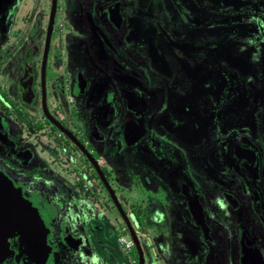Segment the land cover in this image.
Wrapping results in <instances>:
<instances>
[{"label":"flooded vegetation","instance_id":"1","mask_svg":"<svg viewBox=\"0 0 264 264\" xmlns=\"http://www.w3.org/2000/svg\"><path fill=\"white\" fill-rule=\"evenodd\" d=\"M82 149L111 189L109 162L163 178L184 264H264V0H0V175L16 191L39 160L47 177L87 165ZM30 187L17 194L35 233L15 232L0 264H118L120 224L145 236L147 208L123 195L126 219L105 231L113 207L81 220L92 206L76 194L74 227L52 231Z\"/></svg>","mask_w":264,"mask_h":264},{"label":"rangeland","instance_id":"2","mask_svg":"<svg viewBox=\"0 0 264 264\" xmlns=\"http://www.w3.org/2000/svg\"><path fill=\"white\" fill-rule=\"evenodd\" d=\"M31 147L34 148L33 146H31ZM51 147H53V146L47 145V148H51ZM34 149L36 150L35 152L37 154L38 148H34ZM103 159H105V158H103ZM96 161L98 164H100L102 162L100 157L96 158ZM39 162H35V165H33L32 167L29 168L30 173L33 172L32 174H30L29 178H26V174H25L26 172H24V171L21 172V171L17 170L18 171L16 173L17 175L14 176L15 178L13 179L12 182H13L14 187H17L16 188L17 193L19 192L21 195L23 193H27L28 196H31V193H33L34 189H30L31 188L30 186H34V185L40 186L39 190L37 189L38 193H37V195H35V198H36L37 202L40 201V204L43 205L44 208L42 207V210H44V209L47 210V208L45 206H48L49 208H53V211L47 210L48 211L47 213L50 214V217H51L50 218L51 219L50 227L52 228V231H55V227L54 226L52 227V225H56V227L59 230L62 226H67V224H69L70 227H74V226H71V224L69 223L70 220L65 219V217H66L65 215H70V214L73 215L74 213H77V210L75 209V207L73 205V203L75 201V198H74L75 194L77 197V201H75V202L81 203L83 208H86L84 206V203L90 204V208L92 206L93 215H92V212L90 214L88 212V209H87V215L86 216L84 215V218H81V220H85L86 218H90L89 220H95L98 218L100 219V217H102L101 216L102 212L100 210H98L97 208H95V207H98L97 204H100V203H103L105 205H106V203H108L110 206L113 207L112 211L106 215V218H105L106 227H105L104 231L107 228H109L110 225H112V224L116 225V221L119 218L123 219L118 208L114 204V201H113L112 197L110 196L107 188L105 187L104 183L102 182L100 175L98 174L97 171H95V172L91 171V163L90 162H88V164L86 165L84 163V159L79 158V160L76 162L77 168L75 169L72 164L65 163L61 160L59 166L63 165L65 167L61 166V171L58 172L59 175L55 176L56 173H54L53 177H47V173H46L47 170L51 171L52 169L47 168V170L44 173L38 172V169H36L35 167L36 166H42L41 165L42 161L39 160ZM103 162L107 165L108 159L103 160ZM45 164H49V163H47V161H45ZM101 166H103V165H101ZM109 166H110V169H112V168L115 169V170L112 169L113 172L115 171L113 176L115 175L117 177L116 180L120 184L124 185V187L123 188L117 187L116 183L112 182V181H111V184H113L114 186L117 187L118 192L124 191L126 193H130L131 195H128V196L132 197V194L135 190V189H133V187H135V185H136L135 183L132 182V179L140 177V175L142 174V171L146 173V170H145L146 166L141 165L139 163L136 164V161L133 160V158L130 160H128V159L124 160L122 163L121 162L119 163L116 161L109 162ZM140 166H142L143 169H141ZM0 167L3 170L2 171L3 173L5 170L7 171V169H8V168H6V164H2V166H0ZM74 172H76V176H75ZM90 172H92L93 174H91L89 178L87 177L88 179L85 178L87 173L89 174ZM123 175H126L128 177V179H124ZM105 177H106V175H105ZM90 179H92V180H90ZM26 180H28V181L26 182ZM68 184H70V185H68ZM128 187H130V188H128ZM87 194H89V195H87ZM146 198L149 199L150 196L147 195ZM132 200L133 199H131V201ZM135 200H136L137 204H133V206L136 207V211L139 209L140 213H143L142 207H146V203L143 201L139 202L138 198H136ZM34 202H35V200H34ZM87 202H89V203H87ZM39 212H40V209H39ZM83 213L85 214V212H83ZM113 215H114L115 220L111 221L109 216H113ZM145 215H147V209L145 210ZM145 215H143L142 217L140 216V217L144 218ZM71 219H73V218H71ZM138 222L139 223L137 225H140V227H136V229H134V230L136 232H139V235H141V233L144 234V231H147L149 229V227L148 226L145 227L143 225L144 224L143 220H140ZM177 222H178V220H177ZM120 225H121L119 227L120 229L123 227L128 229L127 222L124 221ZM175 225H177V224H175ZM119 234L124 235V236L126 235L128 238H132L128 231L127 232L120 231ZM55 235H56V233H55ZM132 240H131V242H132ZM139 240L142 243H143V241H145L144 238H139ZM116 243L119 245L121 250L127 251L129 254V251L125 248L124 245L120 244L119 241H116ZM175 244H176V242H175ZM93 247L96 248L97 245L94 244ZM119 247H117V248L119 249ZM133 248H134L133 254H135L134 255L135 260H136L137 264H140L141 258H140L139 252L137 251V247L134 246ZM148 249L150 252L151 260L155 261L157 259L155 257H159V255L157 253H155V251H154V250H157L156 246L154 244H152L151 246L149 245ZM113 253L115 254V251H113Z\"/></svg>","mask_w":264,"mask_h":264},{"label":"crops","instance_id":"3","mask_svg":"<svg viewBox=\"0 0 264 264\" xmlns=\"http://www.w3.org/2000/svg\"><path fill=\"white\" fill-rule=\"evenodd\" d=\"M140 168L143 169V167L141 166ZM123 177L124 179H128L126 175H123ZM116 178L117 177L115 175L112 176L111 181L115 182L117 187L123 188L124 185L120 184L116 180ZM132 182L136 184L135 187H133V189L135 190L131 197V199H133L132 203L137 204L135 199L138 198L139 202L143 201L146 203V207H142V208L143 209L147 208V215H145L144 217L145 223L143 225L145 227L148 226L149 229L147 231H144L143 235L145 236L143 237L145 241H143L142 243L139 240L141 244L140 246L142 249H146L143 248L145 247V244L148 246L154 244L157 250L154 249L153 250L155 251V253L159 255V257H155L157 258L155 261H152L150 257V252L149 254L146 252L145 256L148 255V257L145 260V264L146 263L147 264H184V247H180V250L182 252L181 251L177 252L178 246L176 245L178 244L181 237L184 236V229L181 226V222L179 221L177 222V220H173L172 217L173 215L170 210L173 204L172 202L173 199L176 200L174 202L175 204L179 203V200H177L178 198L177 199L175 198L177 196L174 194V192L168 185L166 186L165 184L166 182L163 180L162 177L147 175L143 171L140 177L133 178ZM117 187L114 186V188ZM114 188H112V190L117 196L118 202L124 207L125 204L123 202L125 200L122 197V195L123 196H128V195L124 192H123L124 194L120 192L118 193L114 190ZM147 195L150 196L149 199L146 198ZM129 202L130 201L127 200V203ZM137 224L136 227H140V225ZM107 231L105 233H107ZM143 237H138V239ZM130 239L132 240V238H129V241H131ZM127 250L129 251V254L127 251H123L121 249L116 253L117 254L116 256L118 257L117 259L118 264H130V261L132 259L130 257L131 253H130V249Z\"/></svg>","mask_w":264,"mask_h":264},{"label":"water","instance_id":"4","mask_svg":"<svg viewBox=\"0 0 264 264\" xmlns=\"http://www.w3.org/2000/svg\"><path fill=\"white\" fill-rule=\"evenodd\" d=\"M82 150L86 158L90 161V163H92L100 175L102 182L107 188L120 214L126 219V216L120 207L113 190L110 188L108 181L100 171L98 164L88 152H86L84 149ZM23 204V199L20 198V196L14 190L9 180L0 175V262L2 261L7 250L8 240L15 232L20 231L27 237L29 236V238L31 237L30 231L32 233L34 232L33 230L35 229L36 223L34 220H32L33 218L29 215L30 213L24 208ZM127 224L130 227L131 237L141 258L140 264H144L143 252H147L149 254V249L147 247L146 249L141 248V244L138 237L136 236V233L131 228L130 223L127 222ZM28 230L29 234H27Z\"/></svg>","mask_w":264,"mask_h":264},{"label":"built area","instance_id":"5","mask_svg":"<svg viewBox=\"0 0 264 264\" xmlns=\"http://www.w3.org/2000/svg\"><path fill=\"white\" fill-rule=\"evenodd\" d=\"M120 243L125 246L126 249H130L132 242L126 241L124 238H120Z\"/></svg>","mask_w":264,"mask_h":264}]
</instances>
